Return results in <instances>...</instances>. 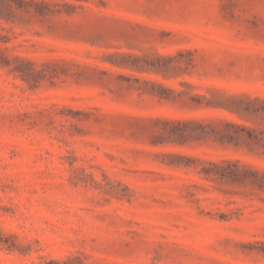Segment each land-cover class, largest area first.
<instances>
[{
    "label": "rangeland",
    "instance_id": "obj_1",
    "mask_svg": "<svg viewBox=\"0 0 264 264\" xmlns=\"http://www.w3.org/2000/svg\"><path fill=\"white\" fill-rule=\"evenodd\" d=\"M0 264H264V0H0Z\"/></svg>",
    "mask_w": 264,
    "mask_h": 264
}]
</instances>
